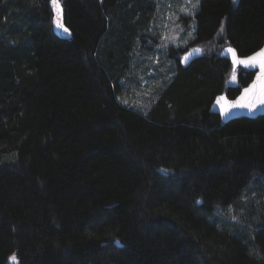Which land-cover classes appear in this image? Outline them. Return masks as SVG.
I'll list each match as a JSON object with an SVG mask.
<instances>
[{"label": "trees", "instance_id": "obj_1", "mask_svg": "<svg viewBox=\"0 0 264 264\" xmlns=\"http://www.w3.org/2000/svg\"><path fill=\"white\" fill-rule=\"evenodd\" d=\"M59 1L70 36L0 0V264H264V115L210 112L254 77L220 52L263 46L264 0Z\"/></svg>", "mask_w": 264, "mask_h": 264}, {"label": "water", "instance_id": "obj_2", "mask_svg": "<svg viewBox=\"0 0 264 264\" xmlns=\"http://www.w3.org/2000/svg\"><path fill=\"white\" fill-rule=\"evenodd\" d=\"M230 49L233 51H230ZM262 49H264V44L255 52L246 56L239 55L237 49L232 45H227L221 50L220 56L228 59L232 63L233 70L244 68L255 72L252 81L247 86L243 87L236 97L230 98L226 92H222L214 98L210 106V112L218 114L223 122L226 123L239 117L255 118L264 115V104L256 103L261 98H264V57H256L257 61L260 62H250L246 64L239 63V61L247 60L249 57L259 53ZM203 54L204 50L201 46H193L183 53L180 58V62L184 67H187L194 60L202 57ZM252 103H256L255 108L250 109L248 107L239 106L241 104ZM234 104L238 106L231 107V105ZM225 108H228L227 112H224ZM13 256L15 257V261L11 259ZM7 264H18L15 254L9 257Z\"/></svg>", "mask_w": 264, "mask_h": 264}, {"label": "rangeland", "instance_id": "obj_3", "mask_svg": "<svg viewBox=\"0 0 264 264\" xmlns=\"http://www.w3.org/2000/svg\"><path fill=\"white\" fill-rule=\"evenodd\" d=\"M234 1L237 2L238 0H234ZM188 3L191 4V0H188ZM52 7L54 9V24H55L56 31L60 35L70 36L71 35L70 34V31L63 24L60 1L59 0H52ZM183 7H185V6H183ZM187 7L188 8L186 10L189 12L190 11V6H187ZM179 9H182V7L179 8ZM188 12H186V13H188ZM180 14H181V12H179V14H178L176 12V10H169L167 12V16H168L167 20L168 21H165V22L168 25L169 33L164 38L166 39V41H165L166 43H172L175 46L185 47V46L188 45L187 43L189 41V38L191 37V34H189L190 35L189 37H181L184 30L183 29H180L182 27V25L180 24V19H179V17H180L179 15ZM61 25L63 27H61ZM64 28H66L68 31L65 32L64 31ZM187 38H188V40H187ZM190 48H188V49H190ZM151 76L152 75H148V77H145L144 78V83H146V85L149 82L154 81L153 78H151ZM145 80L147 82H145ZM225 82H226L227 85L236 84L238 82V72H237V70L231 69L229 71V73L227 74V77L225 79ZM129 87H130L131 91H135L136 90L135 87H137V86H129ZM150 88H151V85L150 86H140L139 89H138V93H136L137 95H135L134 93H132V95L134 94L133 96H131V95L127 96L126 95L124 97V99L125 100H128L130 103L134 104L135 106H142L147 101L146 99L149 96V90H150ZM235 208L237 210H235ZM232 209L235 212H237V211L238 212H243V207L241 205L232 206ZM230 211L232 212L231 209H230Z\"/></svg>", "mask_w": 264, "mask_h": 264}, {"label": "snow or ice", "instance_id": "obj_4", "mask_svg": "<svg viewBox=\"0 0 264 264\" xmlns=\"http://www.w3.org/2000/svg\"><path fill=\"white\" fill-rule=\"evenodd\" d=\"M61 27H63L61 25ZM64 31L67 32L68 30L66 28H64ZM230 51H233L230 49ZM257 56H261V57H264V49H262L259 53L255 54L254 56L252 57H249L247 60H241L239 61V63H250V62H260V61H257L256 57ZM243 99V98H242ZM256 103H261V104H264V98H261L260 100H258ZM256 103H252V104H241L239 105L240 107H248V108H255L256 107ZM238 105H231V107H237ZM228 111V108H225L224 109V112H227ZM13 261H15V257L13 256L11 258Z\"/></svg>", "mask_w": 264, "mask_h": 264}, {"label": "flooded vegetation", "instance_id": "obj_5", "mask_svg": "<svg viewBox=\"0 0 264 264\" xmlns=\"http://www.w3.org/2000/svg\"><path fill=\"white\" fill-rule=\"evenodd\" d=\"M239 68L237 69V72H238Z\"/></svg>", "mask_w": 264, "mask_h": 264}]
</instances>
